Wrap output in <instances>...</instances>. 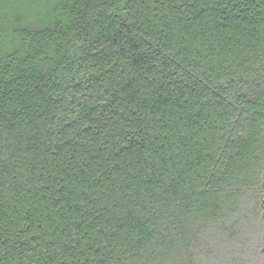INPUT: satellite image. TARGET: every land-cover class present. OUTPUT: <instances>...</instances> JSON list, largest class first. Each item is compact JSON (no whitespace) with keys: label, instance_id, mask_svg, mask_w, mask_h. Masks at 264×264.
Here are the masks:
<instances>
[{"label":"trees","instance_id":"1","mask_svg":"<svg viewBox=\"0 0 264 264\" xmlns=\"http://www.w3.org/2000/svg\"><path fill=\"white\" fill-rule=\"evenodd\" d=\"M223 246L264 264V0H0V264Z\"/></svg>","mask_w":264,"mask_h":264},{"label":"rangeland","instance_id":"2","mask_svg":"<svg viewBox=\"0 0 264 264\" xmlns=\"http://www.w3.org/2000/svg\"><path fill=\"white\" fill-rule=\"evenodd\" d=\"M252 211L242 212L240 214L241 222H239L242 227H244L243 234L247 237L249 233L252 231L251 221L254 218V214L251 213ZM221 250L220 253L222 256H228V257H220V258H213V257H196L192 258L194 261V264H222L225 261L231 260L230 252L231 249L229 247H217L215 250ZM229 253V254H228Z\"/></svg>","mask_w":264,"mask_h":264}]
</instances>
